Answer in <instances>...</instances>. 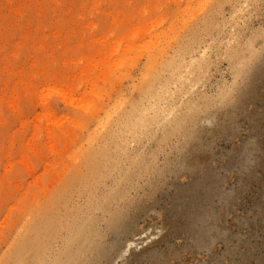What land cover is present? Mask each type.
Here are the masks:
<instances>
[{"label":"rangeland","instance_id":"obj_1","mask_svg":"<svg viewBox=\"0 0 264 264\" xmlns=\"http://www.w3.org/2000/svg\"><path fill=\"white\" fill-rule=\"evenodd\" d=\"M24 250L264 264V0H0V264Z\"/></svg>","mask_w":264,"mask_h":264},{"label":"bare ground","instance_id":"obj_2","mask_svg":"<svg viewBox=\"0 0 264 264\" xmlns=\"http://www.w3.org/2000/svg\"><path fill=\"white\" fill-rule=\"evenodd\" d=\"M230 41H231V40H230ZM251 42H252V41H251ZM230 43H231V42H230ZM231 45H232V44H231ZM165 50H166V49H165ZM164 52H166V51H164ZM164 52H163V53H164ZM234 53H235V52H234ZM164 55H165V54H164ZM178 55H179V54H178ZM235 55H236V54H235ZM235 55H234V56H235ZM160 56H161V55H160ZM160 56H159V58H161ZM181 56H182V55H181ZM194 56H195V55H194ZM250 56H251V55H250ZM162 57H164L163 54H162ZM173 57H175V56L173 55ZM177 57H179V56H177ZM165 58H166V57H165ZM165 58H164V59H165ZM175 58H176V57H175ZM181 58H182V57H181ZM246 58H248V57H246ZM250 58H251V57H250ZM156 59H158V58H156ZM168 59H169V58H168ZM168 59H166V60H168ZM153 60H154V59H152V61H153ZM158 60H159V59H158ZM166 60H165V61H166ZM171 60H172V59H171ZM176 60H177V59H176ZM179 60H181V59H179ZM249 60H250V59H249ZM152 61H151V62H152ZM161 61H162V60H161ZM161 61H160V62H161ZM168 61H169V60H168ZM185 61H186V60H185ZM243 61H244V60H243ZM147 62H148V61H147ZM147 62H146V63H147ZM158 62H159V61H158ZM166 62H167V61H166ZM166 62H165V63H166ZM170 62H171V61H170ZM179 62H181V61H179ZM182 62H183V61H182ZM191 62H192V61H191ZM196 62H197V61H196ZM162 63H163V62H162ZM162 63H161V65H162ZM185 63H186V62H185ZM198 63H199V62H198ZM203 63H204V62H203ZM151 64H152V63H151ZM156 64H157V63H156ZM158 64H159V63H158ZM174 64H175V63H174ZM179 64H180V63H178V65H179ZM190 64H191V63H190ZM185 65H186V64H185ZM196 65H197V64H196ZM203 65H204V64H203ZM146 66H148V65L146 64ZM153 66H154V65H153ZM153 66H152V67H153ZM156 66H157V65H156ZM156 66H155V67H156ZM181 66H182V65H181ZM188 66H190V65H188ZM201 66H202V65H201ZM143 67H145V66H143ZM155 67H153V68H155ZM157 67H158V66H157ZM166 67H167V66H166ZM145 68H146V67H145ZM168 68H169V67H168ZM200 68H201V67H200ZM188 69H189V68H188ZM153 70H154V69H153ZM153 70H150V71H149V70H146V71H148V72H146L145 75H143L144 73L141 75V77H142V76H143V77L145 76L144 79L141 78V79L143 80V81H141V82H150V84H151V82H156V81H155V78H156V75H155V74H156V73H154ZM182 70H183V69H182ZM182 70H180V71H182ZM190 70H191V69H190ZM158 71H159V69H158ZM186 71H187V70H186ZM144 72H145V69H144ZM156 72H157V71H156ZM198 72H199V71H198ZM159 73H161V72H159ZM182 73H183V72H182ZM189 73H190V71H189ZM161 74H162V73H161ZM179 74H180V73H179ZM190 74H191V73H190ZM176 75H177V74H176ZM180 75H181V74H180ZM180 75H179V76H180ZM182 75H183V74H182ZM186 75H187V74H186ZM186 75H185V76H186ZM183 76H184V75H183ZM185 76H184V77H185ZM158 77H159V76H158ZM180 77H181V76H180ZM180 77H179V78H180ZM181 78H182V77H181ZM189 79H190V78H189ZM194 79L196 80V78H194ZM159 80H160V79H159ZM161 80H163V79H161ZM179 80H180V79H179ZM164 81H165V80H164ZM168 81H170V80H168ZM168 81H165V82H168ZM174 81H176V79H175ZM186 81H187V80H186ZM159 82H160V81H159ZM188 82H189V80H188ZM164 84H165V83H164ZM166 84H167V83H166ZM168 84H169V83H168ZM171 84H172V83H171ZM185 84H186V82H185ZM144 85H145V83H144ZM144 85H143V86H144ZM156 85H158V84L156 83ZM161 85H162V84H161ZM189 85H190V83H189ZM153 86H154V85H153ZM168 86H169V85H168ZM144 87H145V86H144ZM158 87H159V85H158ZM187 87H188V86H187ZM192 87H193V86H192ZM145 88H146V87H145ZM152 88H153V87H152ZM163 88H164V87H163ZM194 88H195V87H194ZM139 89H140V88H139ZM156 89H158V88H156ZM166 89H168V88H166ZM191 89H192V88H191ZM147 91H148V90H147ZM161 91H162V90H161ZM164 91H165V90H164ZM166 91H167V90H166ZM168 91H169V90H168ZM180 91H181V90H180ZM157 92H159V91H157ZM155 93H156V92H155ZM165 93H166V92H165ZM168 93H169V92H168ZM184 94H185V93H184ZM186 94H187V93H186ZM133 95H134V94H133ZM146 95H147V94H146ZM160 95H161V93H160ZM160 95H159V96H160ZM163 95H164V94H162V96H163ZM166 95H168V94H166ZM221 95H222V94H221ZM223 95H224V94H223ZM149 96H150V95H149ZM156 96H157V95H156ZM184 96H186V95H184ZM150 97H151V96H150ZM166 97H167V96H166ZM166 97H165V98H166ZM139 98H140V97H139ZM146 99H148V98H146ZM154 100H155V99H154ZM161 100H163V99H161ZM144 101H145V100H144ZM148 101H149V100H148ZM163 101H165V100H163ZM167 102H168V101H167ZM180 102H181V101H180ZM136 103H137V102H136ZM139 103H140V102H139ZM172 103H173V100H172ZM174 103H175V102H174ZM148 104H149V102H148ZM151 104L153 105V102H151ZM157 105H158V102H157ZM157 105H156V106H157ZM167 105H168V104H167ZM146 106H147V105H146ZM153 106H154V105H153ZM125 107H126V106H125ZM144 107H145V106H144ZM154 107H155V106H154ZM161 107H162V106H161ZM173 107H174V106H173ZM191 107H192V106H191ZM132 108H133V107H132ZM152 108H153V107H152ZM174 108H175V107H174ZM174 108H173V110H174ZM187 108H188V107H187ZM189 108H190V107H189ZM159 109H161V108H159ZM171 109H172V108H171ZM194 109H195V108H194ZM194 109H193V110H194ZM197 109H198V108H197ZM147 110H149V109H147ZM156 110H157V109H156ZM162 110H163V108H162ZM173 110H172V111H173ZM193 110H192V111H193ZM124 111H125V110H124ZM130 111H131V110H130ZM172 111H171V112H172ZM139 112H141V111H139ZM154 112H156V111H154ZM173 112H174V111H173ZM181 112H182V111H181ZM131 113H132V112H131ZM144 113H145V112H144ZM144 113H143V114H144ZM152 113H153V112H152ZM189 113H191V112H189ZM140 114H141V113H140ZM146 114H147V113H146ZM163 114H164V113H163ZM170 114H171V113H170ZM170 114H168V115H170ZM181 114H182V113H181ZM117 115H118V114H117ZM147 115H148V114H147ZM150 115H151V114H150ZM155 115H156V114H155ZM172 115H173V114H172ZM174 115H175V114H174ZM122 116H123V115H122ZM138 116H139V115H138ZM153 116H154V115H153ZM164 116H165V115H164ZM124 117H125V116H124ZM126 117H127V116H126ZM126 117H125V118H126ZM132 117H133V116H132ZM149 117H150V116H149ZM158 117H159V116H158ZM178 117H179V116H178ZM136 118H137V117H136ZM143 118H144V117H143ZM141 119H142V118H141ZM146 119H147V118H146ZM176 119H178V118L176 117ZM178 120H179V119H178ZM178 120H177V121H178ZM115 122H116V121H115ZM141 122H142V121H141ZM141 122H140V123H141ZM153 122H154V121H153ZM116 123H117V122H116ZM137 123H138V122H137ZM135 124H136V123H135ZM130 125H131V124H130ZM137 125H138V124H137ZM124 126H125V125H124ZM140 126H141V125H140ZM136 127H137V126H136ZM132 128H133V127H132ZM141 128H142V127H141ZM115 129H116V128H115ZM129 130H130V129H129ZM132 130H133V129H132ZM132 130H130V132H131ZM112 131H113V130H112ZM117 131H118V129H117ZM135 131H136V130H135ZM105 133H106V132H104V134H105ZM110 133H111V131H110ZM108 134H109V132H108ZM102 137H105V136L102 135ZM102 137H101V138H102ZM109 137H110V136H109ZM115 137H116V136H115ZM98 140H100V139H98ZM101 141H102V140H101ZM107 142H108V141H107ZM98 143H99V142H98ZM99 145H101V144H99ZM111 145H112V144H111ZM104 146H105V144H104ZM107 146H108V145H107ZM115 146H116V145H115ZM95 147H96V146H95ZM95 147H94V148H95ZM97 148H98V147H97ZM108 148H109V146H108ZM116 148H117V147H116ZM121 148H122V147H121ZM125 148H126V147H125ZM111 149H112V148H111ZM124 150L127 151L126 149H124ZM130 150H131V149H130ZM130 150H129V151H130ZM89 151L91 152V150H89ZM90 152H89V153H90ZM103 152H104V151H103ZM110 152H111V151H110ZM128 153H129V152H128ZM90 154H91V153H90ZM109 155H110V154H109ZM104 156H105V155H104ZM104 156H103V157H104ZM122 157H123V156H122ZM136 158H137V157H136ZM92 159H93V158H92ZM100 159H101V158H100ZM114 159H115V158H114ZM88 160H89V159H88ZM111 160H112V159H111ZM112 161H113V160H112ZM85 162H86V161H85ZM109 162H110V160H109ZM114 163H115V162H114ZM109 164H110V163H109ZM86 169H87V168H86ZM83 170H84V169H83ZM89 171H90V170H89ZM87 173H88V172H87ZM90 178H91V177H90ZM82 179H83V178H82ZM91 179H92V178H91ZM86 181H87V180H86ZM90 191H91V190H90ZM59 197H60V196H59ZM102 199H103V198H102ZM94 200H95V199H94ZM90 201H91V200H90ZM55 202H56V201H55ZM100 203H101V202H100ZM53 204H54V203H53ZM53 204H52V206H53ZM92 204H93V203H92ZM96 206H97V205H96ZM50 207H51V206H50ZM41 212H42V211H41ZM41 212H39V213H41ZM46 212H47V211H46ZM46 214H47V213H46ZM62 214H63V213H62ZM211 215H212V214H211ZM34 218H35V217H34ZM94 218H95V217H94ZM43 219H44V218H43ZM31 220L33 221V219H31ZM31 220H30V221H31ZM76 220H77V219H76ZM92 220H93V219H92ZM54 221H55V220H54ZM61 221H62V220H61ZM207 221H208V220H207ZM64 222H65V221H64ZM43 223H44V222H43ZM56 223H57V222H56ZM53 224H54V223H53ZM39 225H40V224H39ZM29 226H30V225H29ZM57 226H59V225H57ZM41 228H42V227H41ZM28 229L31 230L30 227H29ZM43 229H44V228H43ZM49 229H50V228H49ZM58 229H59V228H58ZM24 230H25V229H24ZM67 230H68V229H67ZM22 231H23V229H22ZM22 231H21V232H22ZM25 231H26V230H25ZM40 231H41V230H40ZM40 231H38V233H39ZM45 231H46V230H45ZM74 231H75V230H74ZM69 232H70V231H69ZM69 232H68V233H69ZM23 233H24V232H23ZM40 233H41V232H40ZM42 233H43V232H42ZM71 233H72V232H71ZM32 234H33V233H32ZM32 234H31V235H32ZM44 234H45V232H44ZM24 235H25V234H24ZM54 235H55V234H54ZM69 235H70V234H69ZM69 235H68V237H69ZM29 236H30V234H29ZM43 236H44V235H43ZM194 237H195V236H194ZM42 239H43V238H42ZM55 239H56V238H55ZM48 240H49V239H47V241H48ZM21 241H22V240H21ZM19 242H20V241H19ZM24 242H25V241H24ZM45 242H46V241H45ZM130 242H131V241H129V243H130ZM131 243L133 244V243H135V241H134V242H131ZM16 244H17V243H16ZM23 244H24V243H23ZM45 244H46V243H45ZM46 245H47V244H46ZM94 245H95V244H94ZM94 245H93V246H94ZM128 245H130V244H128ZM30 246H31V245H30ZM30 246H29V249H31ZM35 246H37V248H38V245H35ZM48 246H49V245H48ZM23 247H25V246H23ZM39 247H40V246H39ZM41 247H42V246H41ZM41 247H40V248H41ZM128 247H129V246H128ZM26 248H27V247H26ZM33 248H34V246H33ZM33 248H32V250H33ZM42 248H43V247H42ZM46 248H47V247H46ZM46 248H45V249H46ZM23 249H24V248H23ZM43 249H44V248H43ZM43 249H41V250H43ZM34 250H35V249H34ZM39 250H40V249H39ZM46 250L48 251V249H46ZM95 250H96V249H95ZM24 251H25V256H26V255H27V252H28V248H27V252H26V250H24ZM24 251H23V252H24ZM97 251H98V250H97ZM31 252H33V251H31ZM49 252H51V249H50V248H49ZM55 252H56V251H55ZM28 253H29V252H28ZM38 253H39V252H38ZM14 254H15V253H14ZM20 254H21V253H20ZM21 255H23V254H21ZM32 255H33V254H32ZM46 255H48V256H46ZM8 256H9V255H8ZM13 256H14V258H15V255H13ZM17 256H19L18 253H17ZM28 257H29V254H28ZM28 257L26 256V260H25V258H23V259L25 260V264H29V263H30V262L28 263ZM49 257H50L49 254L45 253V251H44V252L41 251V256L39 255V262H38V263H41V264H51V262H52L51 259H52V258H49ZM19 258H20V256H19ZM19 258H18V259H19ZM31 258L33 259V257H31ZM62 258H63V257H62ZM15 259H16V258H15ZM95 259H96V258H95ZM144 259H145V258H144ZM19 260H22V258H20ZM13 261H14V260H13ZM31 261H32V260H31ZM6 262H7V261H6ZM17 262H18V261H17ZM20 262H21V264H22V261H19V263H20ZM9 263H10V262H9ZM13 263H14V262H13ZM33 263H34V262H33ZM52 263H53V262H52ZM77 263H78V262H77ZM36 264H37V263H36ZM53 264H54V263H53ZM55 264H56V262H55Z\"/></svg>","mask_w":264,"mask_h":264}]
</instances>
